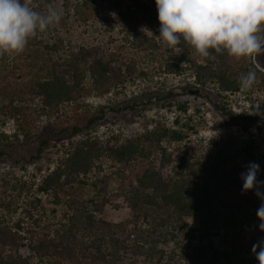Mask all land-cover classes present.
Returning a JSON list of instances; mask_svg holds the SVG:
<instances>
[{"label": "trees", "instance_id": "1", "mask_svg": "<svg viewBox=\"0 0 264 264\" xmlns=\"http://www.w3.org/2000/svg\"><path fill=\"white\" fill-rule=\"evenodd\" d=\"M135 13L138 15L131 16L130 20L136 21V26L144 25L150 29L160 27L155 0H146ZM131 30L137 49L156 46L153 37L145 38L136 27ZM48 33L50 30L34 37L19 56L33 71L32 76L18 89L10 85L4 87L8 101L0 107L1 125L12 121L17 135L20 134L24 141L36 136L40 120H56L62 117L66 106L92 95L103 97L123 79V75L114 67L118 57L105 52L99 45L77 44L65 59L63 67L59 68L58 60L50 54L57 51L59 46L43 45V35ZM180 48L184 65L167 62L162 66L163 73L189 74L194 84L189 94L193 96H200L203 90L209 91L208 88L213 86L212 92L221 102L212 100L211 91L205 92L204 98L227 121L240 124L244 132L257 126L259 121H264L261 115L235 113L225 102L228 95L241 91L264 97V71L256 67L251 59L236 61L225 54L215 61L200 62L198 58L191 57L183 45ZM125 67L128 74L135 71L131 65ZM249 70L256 72L257 82L245 90L239 86V77ZM177 97L176 93L166 92L155 95L154 99L160 107L169 109ZM177 108L186 111L183 103L177 104ZM122 110L126 108L120 112ZM103 116V109H99L97 113L89 114L84 125L61 127L51 133L52 137L63 139L76 135L82 138L68 143L54 167L32 184L35 194L23 208L22 217L9 223L0 216V264H31L28 257L19 253L23 247L32 256L49 264H116L121 259L120 251L142 252L152 260L157 243L174 240L181 234L198 239L195 250L199 252V262L216 264L220 258L229 262L237 257L240 249L246 253L252 252L254 237L246 245L242 244L244 238L239 227L246 222H259L256 212L261 201L254 190L242 194L243 182L240 178L247 165L255 162L260 167L257 179L264 181V165L258 161L259 155L253 141L238 146L229 140L216 141L213 151L202 163L196 159L195 151L184 148L182 153L187 155L186 164L193 160L196 167L184 165L178 156V164L172 167L173 156L163 143L184 140L187 136L181 129L157 123L134 137L112 143L91 134ZM178 122L177 118L173 121L174 124ZM3 137L0 135V140ZM47 143V139L40 141L33 154L19 159L26 164L33 163L40 158ZM0 157L16 161L1 148ZM104 163L122 182L120 191L135 218H142L147 225L140 231L141 237L135 239L131 246L126 245L125 238L131 235L130 231L122 229V236L117 237L113 227L101 219L110 203ZM40 171L37 167V175ZM91 173L94 178L88 182ZM17 182L14 179L9 187V182L5 180L0 185V211L9 212L14 201L22 196L25 182ZM75 185H90L92 197L80 200L68 193L67 189ZM50 192H64L67 197L65 222L53 231L41 229L35 216L41 208L37 195ZM192 215L197 222L195 227L189 228L185 219ZM135 226L134 230H137ZM222 227L227 229L224 236H229V231L233 234L235 243L230 251H219L209 242L212 231L217 232ZM205 240L208 243L204 244ZM237 244L241 248L237 249ZM208 250H211L210 254ZM181 259L180 255H175L171 264H185Z\"/></svg>", "mask_w": 264, "mask_h": 264}, {"label": "rangeland", "instance_id": "2", "mask_svg": "<svg viewBox=\"0 0 264 264\" xmlns=\"http://www.w3.org/2000/svg\"><path fill=\"white\" fill-rule=\"evenodd\" d=\"M146 0H31V4L37 10H44L49 4L56 5L63 9L64 15L58 26L50 30V33L43 35V45H58L57 51L50 53L58 60L61 66L66 61L71 50L77 44H91L101 46L105 52L115 55L118 60L115 64V71L123 75L122 82L111 89L103 97L95 95L79 100L65 107L62 117L56 120H40L36 136L30 141H24L12 121L1 125L0 148L9 152L16 161L0 157V185L6 180L9 187L13 185L14 179L25 182L22 196L17 198L9 212L0 211V216L7 222L12 223L23 216V208L35 194V186L43 175L51 170L56 160L62 154L64 147L70 142L81 139V135H76L71 139L52 137L51 133L61 127L71 125L81 126L87 121L90 113H97L103 109L104 116L92 129V135L102 140L112 143H120L123 140L134 137L145 129H151L157 123L166 127L181 129L186 134V138L180 142H164L163 146L173 156L174 162L171 166H176L177 156L184 165L196 167V162L188 161L187 155L182 153L184 148L195 151L196 159L202 163L213 151L215 142L219 140H229L235 145L253 141L256 152L259 155L258 161L264 165V121H259L258 125L244 132L240 124H233L227 121L215 110L213 105L204 98L205 92L210 93L214 89L210 86L203 90L200 96L189 94V90L194 87L193 80L187 73L180 75L162 72L163 64L167 62H177L184 65L182 52L166 49L156 40L159 35V27L147 28L152 34L141 31L144 25H137L136 21L130 20L138 7ZM86 2L87 4H84ZM78 13H80L78 15ZM63 20L65 22H63ZM129 21L131 22L128 25ZM132 27L143 33L145 38H154L155 47L137 49L135 46L134 32ZM156 31V33H155ZM144 38V39H145ZM146 46V44L144 43ZM253 64L264 71V52L254 55L251 58ZM126 65L135 68L133 74H128ZM120 66V67H119ZM63 67V66H62ZM34 70V69H33ZM33 71L28 68L19 56L9 60L7 57H0V107L7 103L8 97L4 87L8 85L15 89L23 86L32 76ZM3 85V86H2ZM10 89V88H9ZM14 89V90H15ZM8 90V89H7ZM11 91V89H10ZM166 92H173L178 95L172 101L173 106L162 108L155 95ZM210 97L213 101L221 102L212 92ZM226 105L235 113L256 114L264 117V97L262 95H247L244 91L237 94L228 95ZM185 104L186 111H180L177 104ZM126 108L125 111L120 110ZM130 107L132 109H130ZM175 118L178 124H174ZM17 135V136H16ZM16 136V137H15ZM44 139L48 140L46 147L38 160L26 164L19 158H28L35 152L38 143ZM105 172L108 175V194L110 203L105 208L101 219L110 224L116 231L117 237H121V230L126 229L131 232L126 237V245L131 246L135 239L141 236L140 231L147 225L142 218L136 219L129 203L125 200L120 188L122 182L112 173L107 163H104ZM41 169L37 175L36 168ZM34 176L36 178H34ZM94 174L88 176V182L93 180ZM1 187V186H0ZM1 189V188H0ZM28 190V191H27ZM67 192L80 200H87L92 197L93 189L90 185H75L67 189ZM41 208L35 214L38 219L37 225L42 229L48 228L50 231L57 229L65 222L68 211L65 206L66 195L64 192H52L38 194ZM185 222L189 228L196 226V218L192 215L186 218ZM135 227L137 230H134ZM259 222L251 221L239 227L240 234L244 238L242 244L254 237L255 242L264 238V233L259 231ZM139 229V231H138ZM227 229L222 227L217 232L212 231L209 242L219 251H230L234 246L233 234L229 231V236H224ZM157 234V232H156ZM154 238V236L152 237ZM205 240L204 244L208 243ZM198 239L189 236L179 235L176 239H169L155 245L156 253L152 260L145 257L142 252L120 251L121 259L116 264H171L175 255H180L185 264H208L206 261L199 262L197 250ZM235 247L241 248L239 244ZM236 258L226 262L220 258L216 264H258L252 252L246 253L240 249ZM211 250H208L210 254ZM22 256L28 257L31 264H49L46 260L38 259L23 247L19 249ZM159 258V260H157Z\"/></svg>", "mask_w": 264, "mask_h": 264}, {"label": "clouds", "instance_id": "3", "mask_svg": "<svg viewBox=\"0 0 264 264\" xmlns=\"http://www.w3.org/2000/svg\"><path fill=\"white\" fill-rule=\"evenodd\" d=\"M160 24L156 40L166 49H188L200 62L227 55L236 61L264 52V0H155ZM62 8L49 4L37 10L31 0H0V57L12 60L24 53L29 42L58 26ZM141 31L148 32L146 27ZM257 82L253 70L242 73L239 86L250 89ZM258 163L250 162L241 173L242 194L255 191L261 201L256 216L264 233V181H258ZM258 264H264V238L252 245Z\"/></svg>", "mask_w": 264, "mask_h": 264}]
</instances>
